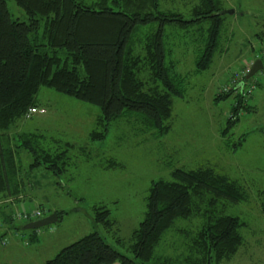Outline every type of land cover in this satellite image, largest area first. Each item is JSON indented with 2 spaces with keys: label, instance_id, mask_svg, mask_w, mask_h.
Returning <instances> with one entry per match:
<instances>
[{
  "label": "trees",
  "instance_id": "16d2710c",
  "mask_svg": "<svg viewBox=\"0 0 264 264\" xmlns=\"http://www.w3.org/2000/svg\"><path fill=\"white\" fill-rule=\"evenodd\" d=\"M15 1L26 18L14 16L8 0H0V193H7L17 204L25 201L29 187L22 175L21 149L32 155L30 169L43 166L59 174L67 167L66 149L56 153L43 142L42 133L9 132L16 119L45 111L37 97L42 87L95 104L103 130L112 120L133 117L160 137L173 125L174 100L184 97L186 83V75L177 68L172 29L209 21L194 59L201 71L213 60L227 14L220 12V0H199L191 17L167 7L165 0ZM248 77L236 82L233 77L216 96H234L222 130L227 145L228 131L242 109L251 110L248 97L253 91L244 93ZM31 107L36 111L29 113ZM95 135L105 134L100 130ZM172 176L157 178L148 187L144 216L129 245L133 256L108 240L102 227H112L111 210L95 205V228L63 246L44 264H101L118 259L124 264H163L168 257L162 260L155 254L165 233L177 220L196 216L201 226L185 236L190 252L209 264L230 257L243 242L245 222L236 213L212 206L217 200H228L230 205L244 201L248 193L243 183L212 165L176 167ZM55 211L59 219L67 212ZM4 220L15 223V216L5 212ZM116 241L125 242L120 236Z\"/></svg>",
  "mask_w": 264,
  "mask_h": 264
},
{
  "label": "rangeland",
  "instance_id": "374dc122",
  "mask_svg": "<svg viewBox=\"0 0 264 264\" xmlns=\"http://www.w3.org/2000/svg\"><path fill=\"white\" fill-rule=\"evenodd\" d=\"M165 1L167 7L187 17L199 3ZM8 5L14 16L27 17L15 0H8ZM220 5L236 11L225 15L218 47L207 68L197 70L194 59L197 48L204 43L209 21L171 31L177 68L186 75V83L181 95L184 97H175L173 125L165 135L154 136L151 129H144L133 117L112 120L103 130L100 109L95 104L53 88L40 89L38 103L45 111L16 119L9 132L42 133L46 137L43 142L47 141L46 145L56 153L66 149L67 167L59 174L43 166L30 169L32 155L21 149L22 175L29 187L25 201L18 204L7 193H0V233H4L0 241L1 263L44 264L63 246L95 228V205L111 210L112 227H102L108 240L124 254L133 256L129 245L144 216L151 182L160 177L173 178L176 167L212 165L242 182L248 193L244 201L233 205L228 200H217L212 206L236 213L245 222L244 239L236 251L212 264H264V66L245 81L244 87L254 85L248 97L251 110L242 109L239 120L228 131L229 145L222 130L234 96L216 98L242 66L251 68L261 56L264 63V0H220ZM100 130L105 135L94 136ZM25 208H42L40 217L56 209L67 212L50 224L25 228L27 221L19 215ZM5 212L15 216V223L4 220ZM201 224L199 216L177 220L158 244L156 257H168L163 264H209L190 252L185 238ZM117 236L125 242H117ZM101 264L124 263L118 259Z\"/></svg>",
  "mask_w": 264,
  "mask_h": 264
},
{
  "label": "water",
  "instance_id": "95a60500",
  "mask_svg": "<svg viewBox=\"0 0 264 264\" xmlns=\"http://www.w3.org/2000/svg\"><path fill=\"white\" fill-rule=\"evenodd\" d=\"M236 11L235 8H228V9H222L220 12L221 13H234ZM264 66L263 63V59L262 58H257L250 70L248 71V76L253 75L256 71H258L259 69H261ZM242 83V82H241ZM59 218L58 213L56 211H53L52 213L43 216V217H38L36 219H31L29 221L26 222V224L24 225L25 228H36V227H40L46 224H50L51 222L57 220Z\"/></svg>",
  "mask_w": 264,
  "mask_h": 264
},
{
  "label": "built area",
  "instance_id": "2783aa9c",
  "mask_svg": "<svg viewBox=\"0 0 264 264\" xmlns=\"http://www.w3.org/2000/svg\"><path fill=\"white\" fill-rule=\"evenodd\" d=\"M241 69L240 72L236 73V76L234 77L233 80H235V82L241 77H244L245 75L248 74V71L250 70V67H244ZM240 76V77H238ZM254 85H249L247 87H244V93H251L253 91ZM31 111L29 113L35 112L36 108L35 107H31L30 108ZM43 214V211L40 208H35V209H23L20 211L19 215L22 219L29 221L31 219H35V217H40Z\"/></svg>",
  "mask_w": 264,
  "mask_h": 264
},
{
  "label": "crops",
  "instance_id": "0c3cea01",
  "mask_svg": "<svg viewBox=\"0 0 264 264\" xmlns=\"http://www.w3.org/2000/svg\"><path fill=\"white\" fill-rule=\"evenodd\" d=\"M4 230H6V231H8V229H4ZM10 230V229H9ZM8 233V232H7ZM7 233L5 234V235H7Z\"/></svg>",
  "mask_w": 264,
  "mask_h": 264
}]
</instances>
